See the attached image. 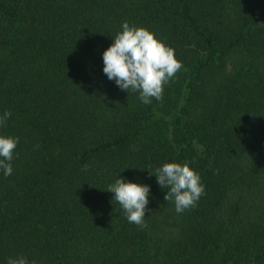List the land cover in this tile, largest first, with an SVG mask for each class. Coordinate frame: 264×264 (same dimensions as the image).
I'll return each mask as SVG.
<instances>
[{
  "label": "trees",
  "instance_id": "obj_1",
  "mask_svg": "<svg viewBox=\"0 0 264 264\" xmlns=\"http://www.w3.org/2000/svg\"><path fill=\"white\" fill-rule=\"evenodd\" d=\"M125 21L183 63L162 100L103 72ZM5 111L0 264H264V0H0ZM172 161L205 188L182 213L154 174ZM120 176L150 186L144 228Z\"/></svg>",
  "mask_w": 264,
  "mask_h": 264
},
{
  "label": "clouds",
  "instance_id": "obj_2",
  "mask_svg": "<svg viewBox=\"0 0 264 264\" xmlns=\"http://www.w3.org/2000/svg\"><path fill=\"white\" fill-rule=\"evenodd\" d=\"M103 72L109 80H115L122 90L139 93L142 103L152 99L162 100L164 87L183 68L173 47L158 38L144 26L122 24L114 42L103 52ZM11 112L0 115V127L4 126ZM18 137L0 134V169L4 175L12 174L11 161L18 144ZM151 173H153L151 171ZM157 183L167 189L165 201H174L175 211L182 213L196 205L205 188L197 171L189 162H166L155 171ZM114 193L129 223L146 227L145 216L149 203L150 186L123 177L116 179L106 189ZM7 264H28L24 256L9 258Z\"/></svg>",
  "mask_w": 264,
  "mask_h": 264
}]
</instances>
